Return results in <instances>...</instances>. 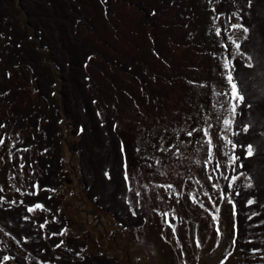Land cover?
<instances>
[{
	"label": "rangeland",
	"instance_id": "374dc122",
	"mask_svg": "<svg viewBox=\"0 0 264 264\" xmlns=\"http://www.w3.org/2000/svg\"><path fill=\"white\" fill-rule=\"evenodd\" d=\"M33 1L44 8L49 21L47 27L43 28L34 23L35 31L28 32L31 35L29 41H32L33 46L28 44L25 47V55L35 59L34 61L46 58L45 65L56 68L57 77L55 76L53 90L62 103L67 93L66 81L76 78L86 87L85 77L90 76V92L94 93L97 89L95 96H98V114L101 117L113 118L119 136L124 141L127 171L131 177L128 182L132 190H127L128 198L121 199L118 204L120 208L125 204L136 226L125 234H119V230L115 229L117 216H112L113 220L108 216L111 212L109 209H99L110 205L106 200L108 194H104L109 188L105 191L91 182L94 191L90 192L89 188L83 187V183H78L76 174L78 175L81 166L77 165L78 161L72 160L71 145L78 147L84 144V141L80 135L79 141L75 142L69 131L64 128L56 132L60 141L57 149H50L47 145V152L42 156L44 159H41L40 163L44 164L50 159L56 162L54 165L57 162L63 164L66 181H56L54 175L50 178L47 175L48 179H44L45 174L40 171L41 164L38 161L40 153L35 147H27L28 143L35 141L28 138L29 128L20 130L21 133L14 131L5 134V145L0 148V156L4 157L0 160V187L5 189L3 194L22 200V196L15 189H29L30 181L33 180L42 182V185H39L45 193L51 190L53 203L48 202L45 207L35 209L32 214L38 216V219L51 220L56 229L65 231V236L79 239L75 243L68 242L66 246L69 249L60 247L64 251L63 254L76 261V264H79L78 261H81V264H221L222 261L223 264H264V247L258 252H249L248 258L244 257L245 252L241 247L249 236L255 235L262 239V232L255 231L264 226V220L251 221L248 225L251 213L246 212L237 202L241 197L236 195L240 182L247 189L249 187L243 184L244 176H238L236 181H231L232 187H228L230 182L227 175L233 163L227 161V156L232 157L233 148L226 143L230 138V129L225 130L223 119L230 118V104L228 98L225 103L222 100L225 98L224 94H229L230 89L225 77L221 75L225 71L223 61L233 60V56H237L238 50L229 37L241 43H247L249 38H254V42L260 39V52L264 53V15H261L264 12L260 13V10V15L255 13L252 17L253 21L256 20L257 27L252 18L245 21L251 27V34L249 29L245 39L243 30L232 29L231 25L229 27L225 24L222 16L219 20H213L215 13L212 8H217L214 4L217 0H212L214 5L211 6L209 0H77L82 4L84 11L83 21L75 30L79 34L76 40L81 44L75 47L67 38L69 24L64 20L63 13L57 11L54 15V12L46 7L47 0ZM53 1L57 6L64 4L62 0ZM126 1L135 6L128 3L127 5ZM262 5L263 0L259 3V9ZM18 6L17 17H23L21 23L28 22L29 11L26 10L23 14ZM149 10L153 13L148 14ZM230 23H239V20L234 16ZM216 27L221 28L220 36L215 34ZM28 28L25 26V29ZM3 36L0 34V42ZM227 37L232 47L228 49L224 46L217 55L213 54L217 51L215 47L218 45V39ZM83 41L97 53L95 57H90L89 62L86 57L92 53L88 46L82 48ZM81 52H84L85 56H82ZM24 57L22 54V59L16 63H21V60L25 63ZM83 62L88 64L86 69L82 66ZM45 65L42 68H46ZM71 65L74 69L79 68L81 76L79 73H70ZM120 65L124 68H120ZM259 65L264 68L263 61ZM18 66L22 67L21 64ZM236 69L239 68L236 66ZM22 70L24 77L17 75L12 87L8 86L10 91L13 89L20 92L22 85L19 80L23 83L24 78L29 75L25 67L15 69V72L20 73ZM255 77L256 93L247 94V97L252 96L253 99L250 100L254 103L253 110L260 112L264 105V97H261L264 91L258 90L264 85V75L256 74ZM43 90L48 91L46 87ZM37 104L46 110L44 101L38 99ZM81 104L80 102V107H73V111L83 114ZM0 105L2 123L7 117L3 112L7 105L2 101ZM23 105L24 102L21 101L19 106ZM82 106L84 107V104ZM201 115H204L202 120ZM257 116L262 119L264 117L261 113ZM217 117L220 119L217 120ZM94 119L96 120L97 116ZM205 120H209L213 125L210 132H215L212 136L213 158L206 167L208 157L207 146L201 140L203 133L200 132L198 136L194 133L195 138H190L181 131L192 127H206ZM88 127V133L94 132ZM165 128L167 132L164 131ZM236 130L240 133L237 127ZM4 131L5 128H0V137ZM160 135L166 136L167 139L161 141ZM181 140L191 142L181 145ZM154 144H164L165 147L175 144L180 147V152L176 155L162 154L153 147ZM99 145V141L93 140L90 147L96 149L92 152L84 146L85 162H88L90 156L86 154L89 153L97 166L103 165L104 158L101 160L103 156ZM108 148L106 151H110L108 156L111 159L106 162L115 164L113 147L108 145ZM24 149L28 151L25 152ZM245 149L242 144L238 151ZM261 153V156H264V152ZM234 154L237 155V152ZM60 155H63L64 163H59ZM157 158L161 159V163H156ZM20 163L25 164L23 170L19 169ZM208 176H212L211 181L207 179ZM168 183L173 184L171 190L156 187ZM213 184L219 187L214 188ZM46 185L47 188L42 187ZM262 186L264 187L263 182L260 184L261 188ZM225 187H228L229 192L223 191ZM257 188L259 189L258 185ZM42 191L40 192L44 193ZM137 192L140 193L139 196L136 195ZM189 192L203 207L200 203L193 204L188 199ZM205 192L208 193L207 196L204 195ZM114 193L112 189V194ZM222 193L233 201L235 209L227 203V199H221ZM255 205H258L255 212L264 210L260 203L255 202ZM217 207L219 213H216ZM43 210L45 212H42ZM165 212L168 213L167 217L163 215ZM212 214H216L218 220L221 219L218 224V227H221L220 236L216 234L217 227L214 226ZM124 220L126 221V218ZM102 223L107 224L105 230H112L111 234L103 232ZM170 224L175 226V236ZM233 239L235 244L232 243ZM80 246H83L82 249ZM7 247L27 259L28 264L42 260L33 255H37L36 250L32 249L33 254L28 251L25 253L13 239L0 232V252H5ZM56 254L54 258H58ZM77 256L78 259L74 258Z\"/></svg>",
	"mask_w": 264,
	"mask_h": 264
},
{
	"label": "trees",
	"instance_id": "16d2710c",
	"mask_svg": "<svg viewBox=\"0 0 264 264\" xmlns=\"http://www.w3.org/2000/svg\"><path fill=\"white\" fill-rule=\"evenodd\" d=\"M62 1L64 2V4L62 6H57L55 1L47 0L48 5L46 7H48V9H51L54 12V15L55 13H58L57 11L63 13L62 16L64 20L69 24L67 38L72 44H74L75 47H78L81 42L76 40L79 34L78 32H75V30L78 29L80 22L83 21L82 14L84 10L82 4L77 0ZM105 1L106 0H103V2ZM260 2L261 0H252L251 7L248 6V0H219V2L214 1V4H216L217 6V8H215L216 13H224L223 17L225 19V22L229 25V19L234 17L232 16L233 12H237L239 15L238 19L244 21L252 18L255 13L256 15H260V10V13H263L264 0L262 8L259 9ZM212 3L211 5H214ZM17 5H19V8L21 7L20 9L23 11V14L26 10L29 11L30 18L28 19V22L26 21L25 23H21V19L23 17H17ZM152 13V10L148 11V14ZM261 15H264V13ZM47 21H49L47 12L42 6L36 4L33 0H0V28L2 29L0 31V34L4 35L1 39L2 41L0 42V46H2L0 48V101H2L3 104L5 103L7 105L3 110L4 116H7L5 118L6 121L2 120V123H0L5 125V131L2 132V137H4L5 134H9L7 132L18 131L19 133H21L20 130L24 131L29 128L30 131L28 132V138H32L35 141H31L30 143H28L27 147H29L30 149H34V147L36 148L35 150L40 153V159H38L40 163L41 159H44L42 158V156H44V153L47 152V145L50 149H57L58 143L60 141L57 137L56 132H59L61 128L66 129V131L68 130L69 135H71V138L75 140V142L79 141L81 135L84 144L79 145L78 147H75V144L71 145V148H73L72 160L75 159L76 162L78 161L77 165L81 166V170L79 171L78 175L76 174V176L79 178L78 183H83V187L85 189L89 188L90 192L92 190L94 191V187H92V184L96 186L98 185L100 189H103L105 191L107 188H109V191L103 193L105 195L108 194L107 196L109 197L106 198V200L110 202V205L105 207L106 209L104 207H99V209L100 211H107V209H109L111 212L108 213V216L112 219L113 217L117 216L118 220L116 222V226L120 229H118L117 227H115V229L119 230V234H125L126 232L135 229L136 225H134V223L132 222L133 218L131 219V217L129 216L130 214H128V209L125 207V204L122 203L123 207L121 208L118 204L125 197V200L128 198L126 192L130 189V187L129 182H125L124 180V165L126 163V158L124 156V153L121 151V146H124V141L120 138V133L116 129V122L112 120L113 118L111 116L101 117L98 114V108L96 106L98 96H95L97 95V89L94 93L90 92V76H84L85 82H87L85 83L86 87L83 85L81 80L77 81L76 78L74 80L68 79L69 81H66L68 84L66 88L67 93L64 95L65 100L62 99L64 103L63 104L55 93V90H53L56 68L52 69V67L46 66V58L34 61L35 59L29 58L25 55V47L28 46V44L33 46L32 41H29L31 39V35L28 34V32L31 33L32 31H35V24L43 28V26H46ZM253 23L257 27V24H255L256 20H254ZM27 24H31V26ZM25 26L29 28L25 29ZM3 31H6V33H4ZM59 31L60 28H58V33ZM32 36L36 38L34 34H32ZM253 39L254 38H249L247 43L241 45V49L244 50L246 57H252L251 63L253 64V67H247L246 69V63L243 61V59L240 58H237L234 62V66L236 65L237 68H239L238 70L236 69L234 77H237L236 82L240 87L244 89L242 94L245 95V102L241 103L238 106L237 115L232 127L230 128V140H232L234 143L238 142L236 147L237 149L231 150V156L236 155L234 154V152L236 151V156H238L239 158L233 163L230 159L231 157L227 156V161L230 164L233 163L232 168H230V171L227 175V177L229 176V182L231 183V181H236L237 177L241 175L245 177V181L243 182V184L247 186L251 185V187H248L247 189L246 186H242V183L240 182L238 192L240 193L241 197L237 201L246 212L251 213L252 218L248 225L251 224V221L255 222L256 220H264V210H261V212L259 211V213L255 212L258 206L255 205V202L260 203V205H263L264 207V187H260V184H262V182L264 183V156H261V152H264V117L262 119L258 118L259 116H257L259 113L264 116V105L261 107L260 112L254 111V103L250 100L252 96L247 97V94L252 93L254 95L256 93V88L254 87L256 85L255 75H264V68L259 67L261 61L264 62V53L260 52V44L258 43L260 39H256L255 42ZM49 40L50 38L48 39V41ZM2 42L4 43V45ZM87 46L93 54L86 57V60H88L89 62L90 57H95L94 55H96L97 53H94V49L90 48L89 44H87L86 41H83L82 48L85 49ZM29 50L31 51V49ZM22 54L25 56L24 58H26L24 61L25 63H23L22 60L21 63H16V61L22 59ZM81 54L82 56H85L84 52H81ZM32 60L34 62H32ZM19 64H21L22 67L18 66ZM44 65L46 68H42ZM83 65L85 69L88 66L86 62H83L82 66ZM14 66L17 67L14 68ZM62 66L63 65H61V67ZM72 66L73 65L70 66V73H79L81 76V72L78 71L79 68L74 69ZM24 67L28 69L29 75H27V78H24L23 83L21 82L22 80H19L22 85V87L19 88L20 92H16L13 89L10 91L8 89V86L10 85L12 87V83L17 78V75L20 78L24 77L23 70L20 73H16L15 69H24ZM120 68H124V66L120 65ZM72 74H70V78ZM248 84H250L249 87ZM45 87L48 89L47 92L43 90ZM86 89L88 90L87 92ZM262 90L264 91V85L258 91ZM261 97L263 99L264 95ZM38 99L44 101L45 107H47L46 110L42 109L39 104H37ZM226 100L227 98H224L222 102L225 103ZM21 101L24 102L23 107L19 106ZM80 102L84 104V107L81 104L83 114L73 111V107H80ZM249 104L251 105V107H248ZM94 114H96L97 116L96 120L94 119V117H96L94 116ZM206 115L207 117H209L208 114ZM77 116H79V118ZM201 116L202 117L200 118V120L204 118V115ZM83 117L85 119H82ZM245 124L249 126V131L247 133L242 130ZM88 126H90L94 132L91 131V133H88V131L90 130ZM236 127L240 130V133L236 130ZM234 132L237 134L233 135ZM102 136L104 137L102 138ZM93 140L100 142L98 148L100 149V151H102L103 157L101 158V160L104 158V160H102L104 161V163H102L103 165L100 167L95 164V160L91 158V155L89 153L88 155L86 154V156H90L88 162H85L83 159L85 157V145L89 148V150H91V152L92 150L95 151L96 148L92 149L90 147V144ZM242 144L245 148L246 144L253 145V155L251 157H248L246 152L242 151L243 149L241 151H238L240 150ZM108 145H110V147H113L112 152L113 159H115L116 161L115 164L114 162H106L111 159L108 156V152L110 151H106ZM81 159H83L82 163ZM58 160H60L59 163H64L65 161L63 155H60L58 157ZM53 163L56 162L50 161V159H48V161H45L44 164L40 163V171L45 174L44 179H48L47 175H49V178L51 177V175H54L56 181H66V171L65 168H63V164H58L57 162V164L54 165ZM33 181H30V185L28 186L29 189L23 188V190L21 189V192L27 193L37 191V189L32 188L31 185L37 183L42 185V182L39 180H35V182ZM257 185L259 186V189L257 188ZM42 187L47 188L48 186L46 185ZM112 189L115 192L114 194H112ZM42 190L43 189L39 190L38 196L24 195L22 196V200L13 199L9 195L6 196L3 194V192H0V195L5 197V201H16L15 204H9L7 202L0 204V229H3L0 232L4 234L8 233L6 236L13 239L20 246L23 252L26 253V251H28L32 253V249L36 250L35 252L37 255L33 253L32 254L36 258L40 260L42 259L41 261H38L40 263L44 264L46 262V264H76V261H73L72 258L68 259L63 254L64 251L60 247L63 246L64 248L69 249L66 244L68 242L75 243L79 239H76L74 237L70 238L68 236H65L66 234L63 236L52 235L53 231L59 232L61 231V229H56L51 220H48L46 218L44 220L41 218L38 219V216H34L32 213L27 212V208L25 207V205L32 206L35 203H40L45 207L48 202L53 203L51 190H48L47 193ZM40 191L44 193H41ZM223 191L229 192L228 187H225ZM249 199L253 201L255 200V202L251 205H248L247 201ZM21 201H24V204H21ZM42 212H45V210H43ZM253 213H255V215H253ZM25 216H27L29 219L25 220ZM124 218H126V221L124 220ZM45 220H48L50 222L45 224L43 228H40V225L44 224ZM106 225L107 224L102 223L103 232L105 234H111L112 230L104 229ZM114 225L112 227H114ZM257 231L262 232V239L257 238L255 235L249 236V238L247 239L246 236L247 241L241 246L244 249L245 253L243 255L246 258L249 257V252H258L264 247V226L262 225L261 228L256 229L255 233ZM61 241H63V244H61V246L57 248L56 244H60ZM80 247L82 249L83 246ZM57 249H59L58 254L55 253ZM54 254H56V256H58L59 258H54ZM106 255L109 256L108 253H106ZM4 256L10 257V259L8 261H4L3 264H28L27 259L18 256L8 247L5 252H0V261H3ZM74 258L78 259V256ZM78 262L79 264H81V261Z\"/></svg>",
	"mask_w": 264,
	"mask_h": 264
},
{
	"label": "snow or ice",
	"instance_id": "6c2138e0",
	"mask_svg": "<svg viewBox=\"0 0 264 264\" xmlns=\"http://www.w3.org/2000/svg\"><path fill=\"white\" fill-rule=\"evenodd\" d=\"M217 2H219V0H217ZM209 3L211 4L212 3V0H209ZM248 6L251 7L252 6V0H248ZM212 12L213 13H216V9L215 8H212ZM224 13H216L215 16L213 17V20H219L221 16H223ZM232 16H236L237 18H239V15L237 12H233L232 13ZM231 28L232 29H242L243 32L246 34L245 35V39H247V34L249 33V28L245 27L244 25L242 24H239V23H233L231 24ZM215 34L217 36H220L221 35V28L220 27H216L215 28ZM229 40L232 41V44L235 46V48L238 50L237 51V55L243 57L244 56V53L242 52H239V49L241 48V45L240 43L236 42L235 40H232L231 37H229ZM222 47L224 45H221ZM251 59L252 57H249L248 58V62L245 64L246 67L248 68H252L253 67V64L251 63ZM223 69L225 70L224 72L221 73L222 76L225 77L226 81H227V84L229 86V89H230V92L228 94V103L230 104V108L228 109L229 113H230V117L231 118H224L223 119V124L225 126V130L227 129H230L234 123V120H235V117L237 115V108L238 106L241 104V103H244L245 102V95L242 94L244 89L242 87H240L238 85V83L236 82L237 81V77H234L233 75V72L235 71V68H234V65L232 64V61L229 60V59H225L223 61ZM191 83V82H190ZM223 93H217V95H222ZM248 107H251V105L249 104ZM220 117H217V120H219ZM204 124L206 125V127H203V128H196V127H192V128H189L187 130L185 129H181L182 132H184V134L187 136V137H190V138H195L194 137V133L198 136L200 134V132L203 133V137H201V140H203V144L206 145V150H207V161L205 163V167L207 166L208 163L211 162V159L213 158V140H212V136L215 135V132H210V130L213 128V125L212 123L209 121V120H205L204 121ZM0 128H5V125L3 124H0ZM245 133H247L249 131V126L247 124H245L243 126V129H242ZM165 132H167V128H165L164 130ZM237 133H233V135H236ZM206 138V139H205ZM167 139L166 136L164 135H160V140L161 141H165ZM191 141H184V140H181L180 141V144L183 145V144H186V143H190ZM199 142V141H198ZM226 143L227 144H230L233 148V150L236 149L237 147V143H234L232 140H226ZM5 145V140L3 137H0V148L4 147ZM153 147L161 152L162 154H171V155H176L177 153L180 152V147L178 145H175V144H170V146L168 147H165L164 144H154ZM23 151H28V149H24ZM121 151L124 152V146L122 145L121 146ZM137 151H139V149H137ZM246 154L248 157H251L253 155V145L252 144H248L246 149ZM9 155H11V153H9ZM239 157L236 156V155H233L230 159L232 160V162L234 163ZM4 157L0 156V160H3ZM156 163H161V159L160 158H157L156 159ZM29 167H31L29 165ZM125 167V173H124V180L125 182H127L131 177L129 176L128 174V171H127V164L125 163L124 165ZM149 167H151V165H149ZM25 168V164L24 163H20L19 164V169L20 170H23ZM107 175V173H106ZM207 179L209 181L212 180V176H208ZM225 179H227V177H225ZM197 183L199 184L200 182L197 181ZM214 188H218L219 186L216 185V184H213L212 185ZM32 188H35L37 189V191L35 192H21V189L20 188H16L15 191L20 193L21 196H24V195H35V196H38L39 195V190H41V186L37 183V184H33L31 185ZM156 187H161V188H165L166 190H171L173 188V184L172 183H168V184H160V185H157ZM228 187H232L231 183L228 185ZM249 187H251V185H249ZM132 189L130 188L129 191H131ZM5 189L3 187H0V192H4ZM137 196L140 195L139 192L136 193ZM205 196L208 195L207 192L204 193ZM237 196L240 195L239 192L236 193ZM188 199H190L192 201L193 204H197V203H200L197 198L195 196L192 195L191 192L188 193ZM221 199H227V203L231 204L233 209H235V204L233 203V201L229 198H227L226 194L222 193L221 194ZM4 202H7L9 204H15L16 201L15 200H8V201H5V197L0 195V204L4 203ZM21 204H24V201H21L20 202ZM177 203H179V201H177ZM254 201L249 199L247 201V204L248 205H251L253 204ZM200 206L203 207V204L200 203ZM25 207L27 208V212L29 213H32L35 209H41L43 208L44 206L40 203H35L34 205L32 206H28V205H25ZM7 210V209H6ZM207 211V209H205ZM219 208L217 207L216 208V213H219ZM135 215V213H133ZM235 214V213H233ZM163 215L165 217L168 216V213H163ZM253 215H255V213H253ZM25 220L29 219L27 216L24 217ZM173 219H175V217H173ZM218 216L216 214H212V220L214 222H217L218 223ZM249 219H251V217H249ZM49 221L48 220H45L44 224H41L40 225V228H43L45 226V224H47ZM170 227H172V230H173V235L175 236L176 234V230H175V226L173 225H169ZM3 229H0V231H2ZM8 233H5V235H7ZM216 234L217 236H220L221 235V230L219 227L216 228ZM52 235H65V232L64 231H59V232H56V231H53L52 232ZM235 240L233 239L232 240V243L235 244ZM61 244H63V241L60 242V244H56V247L59 248L61 246ZM199 242H197V247H199ZM59 258V257H58ZM10 259V257L8 256H4L3 257V261H0V264H3L4 261H8ZM46 264V262H45ZM221 264H223V261L221 262Z\"/></svg>",
	"mask_w": 264,
	"mask_h": 264
},
{
	"label": "bare ground",
	"instance_id": "6f19581e",
	"mask_svg": "<svg viewBox=\"0 0 264 264\" xmlns=\"http://www.w3.org/2000/svg\"><path fill=\"white\" fill-rule=\"evenodd\" d=\"M247 246V245H246ZM248 247V246H247ZM250 247V246H249ZM244 250V249H243Z\"/></svg>",
	"mask_w": 264,
	"mask_h": 264
}]
</instances>
